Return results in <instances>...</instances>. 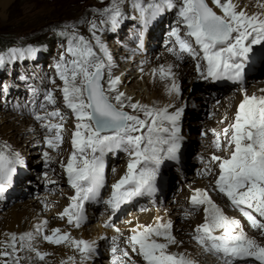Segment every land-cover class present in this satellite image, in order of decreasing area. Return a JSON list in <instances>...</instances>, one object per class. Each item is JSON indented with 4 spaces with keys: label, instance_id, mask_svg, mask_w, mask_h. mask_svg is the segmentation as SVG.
I'll list each match as a JSON object with an SVG mask.
<instances>
[{
    "label": "snow or ice",
    "instance_id": "snow-or-ice-1",
    "mask_svg": "<svg viewBox=\"0 0 264 264\" xmlns=\"http://www.w3.org/2000/svg\"><path fill=\"white\" fill-rule=\"evenodd\" d=\"M125 3L127 0H111L110 6L101 14L106 19L101 20L100 25H107L111 31L119 28L127 18L123 9ZM131 6L139 14L145 29L163 13L175 9L177 26L172 28L169 36L174 38L170 43L178 46V50L176 47L171 50L178 59L187 54L197 60V71L206 80L243 82L253 47L264 45V0H254L252 6L258 9L255 12H249L248 5L241 7L239 0H211V3L209 0H131ZM100 25L91 22V31L103 56L97 54L90 40L73 35L66 55L55 64L56 73L63 82L58 89L63 105L76 119L71 137L73 151L67 163L61 164L75 194L60 215L75 227H80L86 219L85 203L96 201L104 187L106 153L122 150L129 158L125 175L112 185L111 196L104 201L115 212L136 197L156 193L161 165L166 160H180L183 141L180 126L183 107L132 103L131 97L119 90L121 79L113 77L110 71L111 53L96 35L97 30H104ZM137 39L138 47L143 48L144 32H140ZM39 51L32 46L11 48L0 54V68L15 61L35 59ZM106 69L109 71L105 82ZM152 74L171 81L170 94H181L171 65H161L153 69ZM8 90V85L0 83V95L7 94ZM32 92V114L46 130L47 147L58 150L64 142L66 117L57 107L55 90L46 91L39 104H35L38 90L33 88ZM128 107L132 113H142V116L125 111ZM170 108L174 110L170 111ZM214 134L217 149L227 152L226 156L211 157V162H218L219 167L216 189L242 213L252 228L264 232V95H248L245 91L232 123L222 133L214 131ZM43 155L46 164L52 160L49 152ZM24 164L19 152L7 143L0 145V197L8 192L18 168ZM208 171L211 174L210 169ZM190 204L192 210L203 207L204 222L195 228V239L206 251L219 256L223 264H264V245L248 236L240 220L227 216L207 190L196 189ZM191 214V211L185 212L186 217ZM46 225L47 221L38 225L36 233L42 234L43 240L50 244L73 247L80 253V264H85L96 254L95 241L76 239L60 228L44 234ZM172 227L171 221L162 220L154 225H137L126 243L132 252L142 256L145 264H195L186 253L168 251L170 245L179 243L172 234ZM116 231L120 232V229ZM7 235L8 239L0 242L3 247L0 264H19L17 253L25 247L35 251L40 260L49 255L32 248L31 242L36 238L34 233ZM111 253L112 264H130L128 248H121L115 237ZM68 261L76 264L74 256Z\"/></svg>",
    "mask_w": 264,
    "mask_h": 264
},
{
    "label": "rangeland",
    "instance_id": "rangeland-1",
    "mask_svg": "<svg viewBox=\"0 0 264 264\" xmlns=\"http://www.w3.org/2000/svg\"><path fill=\"white\" fill-rule=\"evenodd\" d=\"M4 1L5 0H0V54L8 52L9 49L14 47L27 48L29 46H32L39 48L40 51L37 53L35 59L29 58L26 60L15 61L13 63L7 64L3 68H0V83L9 86L7 94L0 95V124L2 123L3 119H5L4 115L15 116L19 114L26 116L25 113H22L24 109L28 110V112L32 114L33 108L30 107L26 96L25 98H22L21 96L23 93H25L26 95V89L27 91H29V87H33V85L35 84L39 86L41 88L40 91H42L39 102L37 104L43 101V91L45 89L55 90V94L58 100L57 107L63 108L62 94L58 91L63 82L60 81L56 73L55 64L62 55H66L68 42L73 35L84 36L86 39L90 40L95 46L97 54L103 56V54L99 51L98 46H96L95 38L93 37L91 31V22L95 21L98 25H100V21L106 19V17L101 14L104 12L107 5L111 3V0H6V2L8 3L4 8ZM130 2L131 0H127V3L123 5V9L127 18L121 23L119 28H117L115 31H111L108 30L107 25H100V28L104 30H97L96 32V35L100 37L101 41L107 46L109 52L111 53V75L115 77L116 72H121L122 78L121 84L119 85V90L124 92L127 96L131 97L132 103L139 102L140 104L146 105L148 102L150 91L152 90L147 87L145 72L142 71L143 68L141 66L144 60L147 61V65H149L150 67H155L156 64L164 61L167 57L175 59L177 61L179 60V62L184 63L185 65H190L192 67V77L191 79L187 80V84H185V86L183 87V91L180 94V99L179 101H177V107L184 108V113L182 115L184 117H182L180 121L182 133L181 135L183 137L180 160H166L164 162L165 165L161 166L163 168H161L159 178H162L164 189L168 190V188H171L172 190L174 189V187H182L183 190L181 192L186 194V198L190 194V192L193 193L196 189L207 190L213 201L217 205H219V207L227 216L240 220L241 224L243 225L244 231L248 234V236L256 239L259 243L264 245V232L252 227H250L249 230L246 229L245 223H248V221L245 220L241 212L228 200H226L224 195L222 193H219L216 189L215 181L219 172V167L218 162H211V155L213 156L212 153L215 152H211L208 149L209 141L212 140V142H214L215 144L217 138L216 135L210 130L213 129L215 130V133H222L223 129L227 128V126L232 123L234 119L232 108L234 107V104H237L240 101L239 99L244 96V92L246 91L248 95L255 94L257 96H259L260 93H264V91H261L264 90V57L259 61H256L255 64L251 62V66L253 67L252 71H254V69L258 70H255L254 72L250 71L247 74L245 80L240 85L235 86L232 91L228 92L225 95L226 104L223 113H221L220 115H214L212 111V115L221 118L220 126H225L223 128L220 127L219 132H217V130L213 127L209 130L207 129V126H204L208 122L205 121L203 116H205L207 110H209L211 107L214 108L216 105H211L213 102V97L209 98L210 94L206 89H204V87L212 86V84H208L209 82L200 76L196 68L197 60H194L187 54H184L183 59H178L177 56H171L170 54H168L169 47H166L167 45L165 44V42L169 38H167V35L169 34V32H171L173 27L177 26V14L174 15L173 10L165 12L167 16H169V19H167V21H169L168 26L166 24V21H164L163 23L165 24L160 31L157 30V28L150 31L152 24H156V19L153 20L148 25L145 31V40L143 46L147 50L143 51V56L135 53L134 51L133 54H130V52L132 51L130 47H132L133 44H137L138 46L139 41H132L131 43L127 44L128 42L125 43L121 39L126 40V37L133 38L134 36H131L132 34H139L144 29L141 25L139 17L136 15L133 8L129 6L131 4ZM145 2H147V0H145ZM165 13L157 18H161V20L163 21ZM132 17L137 18L132 19ZM61 33L64 34L62 35ZM181 34L183 35V29L181 31ZM171 44L174 45V43ZM174 46L178 49V46ZM203 67L204 65L202 63L201 69H203ZM108 71V69L105 70V82L108 79ZM21 76L27 77V79L22 80L20 79ZM53 80H55V83H52ZM190 92L201 95L207 93V96L205 97V99H203L202 97L193 99L188 95L190 94ZM224 92H227L226 89L220 90V93ZM202 101L205 102L199 103ZM126 103L128 102L126 101ZM226 105L228 106L226 107ZM19 107L21 108L17 109ZM125 111H129L130 113H132L130 107L125 108ZM194 111H196V116L191 114V112ZM63 113L66 117L64 124V136L66 137V139L63 148H60L59 150L48 148L44 140V137L47 135V133H45L44 137L42 138L43 143L41 144V146L39 144H19L16 141H9L7 143L13 150L19 152L24 159L25 164L22 168L23 170L27 171L26 174L31 173V178H29V176L27 175L28 178L26 179V181L28 182L29 179L32 178L33 181H30L31 186L29 189L31 190L28 189L29 192L27 191L23 198H17L13 203L12 201H9L10 203L8 202V205L6 206L1 205L2 209L0 210V227H2V225L6 223V220L8 219V211L11 210L16 203L22 201H31V205L36 208L38 207L37 209L39 210L41 216L46 218L48 216V213L53 209L48 211L44 210L42 199L45 194L56 196L58 195V197L60 196L61 198L59 197L58 201L61 203H68L70 201L73 190L68 183L64 169L62 168V177L63 180H65V185L59 190L57 188L61 182L57 181L58 177L57 179L54 178L56 177V174H54V170L52 169V167H49L51 163L56 165L62 163L66 164L70 152L72 151L69 142L71 141L72 133L75 131L76 119L73 118L74 114H72L70 110L66 108ZM132 114H138L142 116V113ZM31 116H33V114L30 115V117ZM218 117L216 118L218 119ZM222 119H224L225 121L223 122ZM30 134V131L24 130L20 134L17 133L16 136L18 138H21L22 136H24L23 138H26L30 136ZM38 147L39 150H43V152L44 150H46V148H48L52 152V155L50 154L52 160L47 164L45 162L43 154L32 153ZM217 150L219 152L217 151L218 153L215 154H222L221 150ZM202 151H205L207 153H203ZM53 154L55 155V157H53ZM104 158L107 162H111V164H109L105 168V185L104 192L101 197V202H103L106 198L108 194V188L112 187L113 184H115L123 175H125L127 171V164L129 161L127 153L122 150L119 156L115 157L111 152H108L105 154ZM60 160L61 162H59ZM209 169L211 174H209ZM205 170H207V173H204ZM45 173L47 174L46 176ZM159 178L157 179V182L159 181ZM49 181H55V183H49ZM28 194L30 196L26 197ZM16 196L19 197V193ZM142 199L145 200V206H148L145 209L146 211L140 212L143 214L144 212H149L152 209V205L155 204L151 201H148L150 200V198L146 197V195H143ZM160 199H163V202L160 204L161 206H165L166 210L170 205H167L168 200L166 198ZM54 203L55 201H50V203H46V206L52 205ZM183 205L184 203H182V206ZM86 206L87 205L84 206L86 219L84 220L82 226L80 228L74 229V231L81 232L82 229L87 230L85 232L88 233L87 237H89V241H93V239L91 240L92 237L89 235L92 233L93 227L96 228V225H103L101 223L102 217L98 216L101 214L96 213L97 211L93 213V215H91L92 211L94 210H92L90 206ZM132 208H135V206H133ZM169 208V213L171 215H174V219L170 217L168 221L174 223L177 222L183 225L185 224L187 228L189 227L188 233H190V235H188L189 238L181 239L180 241H178V244L170 245L168 251L172 253H186L195 262V264H212L213 262L214 264H218V262L219 264H223V260L219 256L205 250V248L195 239V231L192 232L193 229L195 230V228L199 224H202L204 222L205 214L203 212V207L195 210H192L191 207H189L188 209L182 208V210L184 211L182 214L180 213L182 210L180 212H177L176 209H173L172 206H170ZM103 210L104 206L99 211L102 212ZM135 210L137 213H139L137 209H132V211H126V213H124L119 220H114L113 222H115V226L119 224L118 229H121L120 224L126 226L130 222V219H137L138 216L137 218H135V216L134 218H130V214H132L133 211L135 212ZM186 211H191L192 214L186 217ZM95 214H97L96 220L99 221L95 222V220L93 219ZM123 221L125 223H123ZM141 221L143 220L141 219ZM62 222L66 226L67 221H61V223ZM152 222H154V220H152ZM165 222H167V220ZM115 226L104 228L103 225L102 229L104 233H100L97 238L94 237V239H96L94 241L96 242L97 252L88 264H107V260L113 262V254L111 253V248L113 245H107L105 239L107 237V233H109L110 231H114L113 228ZM1 230L2 229L0 228V231ZM127 230L128 229H126L125 231ZM120 231H122V229ZM185 233H187V230ZM44 234H48L47 230H45ZM37 235L39 236L38 233ZM127 238L128 237L126 236L121 238L122 240L120 241L122 242L120 243L123 245H127ZM40 239H42L45 244L47 243L46 246L43 247V249L48 248L47 246H51L50 243L43 240L42 234ZM54 246V248L60 247V245ZM122 248L124 247L122 246ZM42 251L44 252V250ZM129 258L130 264H132V262H134V264H145V262L141 259L142 256H140L139 254L132 256L129 255ZM211 258H213L214 260L211 261ZM80 260L81 258L76 261V264H80ZM40 261L44 262V260Z\"/></svg>",
    "mask_w": 264,
    "mask_h": 264
},
{
    "label": "bare ground",
    "instance_id": "bare-ground-1",
    "mask_svg": "<svg viewBox=\"0 0 264 264\" xmlns=\"http://www.w3.org/2000/svg\"><path fill=\"white\" fill-rule=\"evenodd\" d=\"M7 1H10V0H7ZM209 2L211 3V0ZM239 2H240L241 7H243L244 5H248V11L249 12L258 11L257 8L252 6L253 3H254V0H239ZM7 3L8 2H6V0H5L4 3H3V7L4 8L7 6ZM110 4L111 3H109L106 8H108L110 6ZM129 6H131V4ZM131 8H132V6H131ZM216 10L219 12L218 9H216ZM135 13L139 17V14L137 12H135ZM167 19H169V16H167V14L163 18V21L161 20V18L160 19L156 18V24H154V23L152 24L150 31L155 30L156 28H157V30L160 31L163 28V25L165 24L163 22L164 21L169 22V21H167ZM164 53H166V52H164ZM263 62H264V60H263ZM161 65H165V66L171 65L172 66V70L175 73L176 80L178 81V83L180 85L181 92L183 91V87L185 86V84H187V80L191 79V77H192V67L190 65H185L184 63L179 62V60L177 61L175 59L167 58V57H166V59L164 61L156 64L155 67L151 66L153 68H151L149 65H147V61H145V60L142 63L141 67L143 68L142 71L145 72V80H146V83H147V87H149V89L152 90V91H150V95H149L148 102H147L146 105H149V106L155 105V106H158V107H164L166 105H170L171 104V105H175L177 107V101H179L180 95L176 96L174 93L173 94L169 93L168 86L171 83V81L168 80V79L161 80L158 75L154 77L153 74H152V70L156 69V68H159V66H161ZM116 76H119L120 79H121L122 78L121 72H116L115 73V77ZM206 88H208L209 90L225 89V88H220V87L219 88L217 87V88L213 89L212 86H207ZM206 94H202L201 95V94H197V93L194 94V93L190 92V94H188V95L190 97H192L193 99H195L197 97L198 98L202 97L203 99H205V97L207 96ZM259 95H264V93H260ZM209 98H211V96ZM242 99H243V97L239 99L240 101L237 104H234V107L232 108V114L235 115V112H236L235 109L237 110L238 105L242 101ZM204 102L202 101V102H199V103H204ZM169 110L172 111L174 109L170 108ZM22 113H25L26 116L19 115V114L15 115V116L4 115L5 119H3L2 123L0 124V145H2L4 143H8L9 141H16L19 144H21V143H23L25 145L39 144L41 146V144L43 143L42 142L43 141L42 138L44 137V135L46 133V130L43 127H41V123L36 121L33 116L30 117V115H32V114H30V112H28V110L24 109V111ZM191 114L195 115L196 111L191 112ZM7 117H9V118H7ZM182 117H184V116H182ZM216 117H218V116H216ZM217 120L218 121L214 120L213 122L209 121L206 124L207 128H209V127L212 128L213 127V128H215L217 130V132H219L220 127L223 128L225 125H223V126L221 125L220 126L221 118L218 117ZM211 128H209V130ZM24 130L30 131L31 132L30 136H28L26 138H23L24 136H22L21 138H18L16 136V134L17 133L20 134ZM208 149L211 152H215V153L219 152L217 150V147L215 146L214 142H212V140H210L209 143H208ZM44 152H49V154L52 155V152L48 148H46V150H44ZM44 152H43V150L42 151L39 150V147H38L32 153H34V154L35 153L43 154ZM202 152L203 153H207L205 151H202ZM203 153H201V154H203ZM215 153H212V154L213 155H219V156H226L227 155V152H225V151H222V154H215ZM208 155H210V154H208ZM53 157H55L54 154H53ZM211 157H212V155H211ZM59 162H61V160ZM49 167H52V169L54 170V174H56L55 175L56 177H54V178L57 179V177H58L57 181L61 182L59 184L58 188H57V189L60 190L65 185V180H63V177H62L63 175H62L61 164L56 165V164L51 163ZM205 173H207V172H205ZM27 175L29 176V178H31V173H28V174L24 175L18 181V186H20L21 188H24V189H26L28 191V189L31 186L30 185V183H31L30 181H33L32 180L33 178L29 179V181L27 182L26 181V179L28 178ZM29 190H31V189H29ZM180 192L181 191H176V194H174V199H171L167 203V205L170 204L169 207L172 206L173 209H176L177 212H180L182 210V208H184L185 204L182 206V203H184V200L187 199L185 197L186 194L183 193V192H181V193ZM29 194L26 197H29L30 196ZM59 197H58V195L56 196V195L45 194L43 196V199H47L49 201L59 202L58 201ZM155 201L159 202V203H162L163 199H160L159 197H157ZM181 201H182V203H181ZM5 205L6 204H2V206H5ZM169 207L168 208L166 207L167 208L166 210H165V206L155 207V208L151 209L149 212L147 211V212H144L143 214L139 212L141 215L139 213H137L136 210H135V212L133 211L132 214H130V218H134V216H135V218H137V216H138V218L137 219L127 218V219H130L131 223L129 222L128 225H126V226L125 225L123 226L122 224H120L121 225L120 227H121L122 230L123 229H125V230L126 229H130L131 230V229L135 228L137 225H144L145 226V223L147 221L152 222L153 215L157 216L156 219H158L159 215L166 216V217H169V218L171 217V218L174 219V215H171L169 213V209H170ZM37 208L33 207L31 205V201H24V202L22 201V202L16 203L15 206L11 210L8 211V219L6 220V223L3 224L2 227H0L2 229L0 231V242H3V241L8 239V235L7 234L15 233L17 235H20V234H23V233H26V232H31V233H34L36 235V238L31 242L32 248L36 249V250H39L40 252H43L42 250H44V252L49 253V255L44 259V262H41L40 259L36 256V252L35 251H31L27 247H25V248H23V250H20L17 253V255L20 257V261H19L20 264H62V262H67V264H71V261H68V258L69 257H73V256L76 258V261H78L81 258L80 253H78L77 250H75L73 247H71L68 244H62L58 248H54L55 246L51 244V246H47L48 248H46V249L44 248L43 249V247L46 246L47 243L45 244V242H43L42 239H40V237H41L40 233H38L40 237L37 235L36 227L38 225H42L44 221H47V225H46V229L45 230H47L48 234H51V230L52 229L60 228L64 232L71 233V235L74 238H76V239L82 238L83 240H88L89 241L90 239H88L89 237H87L88 233L85 232L87 230L82 229L81 232H76V231H74L75 228H73V225L69 224L68 222H67V224L65 226V224L63 222L61 223V221H59L56 217L55 218H51V217H54V215L57 212H59V210L53 209L51 212L48 213V216L45 218V217L41 216V214L39 213V210ZM173 209H172V211H173ZM183 212L184 211L182 210L180 213L182 214ZM181 214H180V216H181ZM166 217L163 218L165 220H162V221H164V222L166 220L168 221V219ZM141 219L143 221H141ZM248 223H245V225H246V229L249 230V228L251 226ZM118 225L115 226L113 228L114 231H111V232H115L116 229L118 228ZM172 225H173L172 234L176 237L177 241H180L181 239L189 238V236H188V235H190V233H188L189 227L187 228V226L185 224L183 225V224H179L177 222H175V223L172 222ZM102 226L103 225H99V226L96 225V228L95 227L92 228V233L90 232L92 235L91 234L89 235V236L92 237L91 240L92 239H93V241L96 240V239H94V237L97 238V236L100 233L101 234L104 233V231L102 229L103 228ZM247 226H248V228H247ZM186 230H187V233H185ZM194 231L195 230L193 229L192 232H194ZM121 232L122 231L117 232V233H121ZM122 246L123 247L125 246V247L128 248L129 255H131V256L132 255H137V253H134V252L131 251V249H129V248H131L130 246L120 244L121 248H122ZM17 247L18 248L20 247L19 244L17 245ZM0 250H3L2 243H0ZM3 259H9V258H3ZM213 260L214 259L211 258V261H213ZM90 261L91 260L86 261L85 263L88 264ZM107 264H112V262L107 260ZM212 264H214V262ZM218 264H219V262H218Z\"/></svg>",
    "mask_w": 264,
    "mask_h": 264
}]
</instances>
